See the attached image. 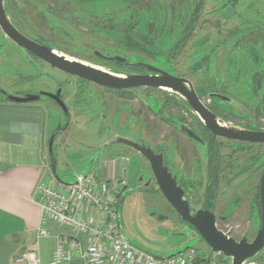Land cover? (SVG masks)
<instances>
[{
  "label": "flooded vegetation",
  "instance_id": "1",
  "mask_svg": "<svg viewBox=\"0 0 264 264\" xmlns=\"http://www.w3.org/2000/svg\"><path fill=\"white\" fill-rule=\"evenodd\" d=\"M39 1L40 0H34L33 5L37 8V10L42 11L44 7L41 5V2L39 3ZM152 1L153 0H52V4L69 6V11L67 14H72L74 16L76 15L77 22L84 25L85 28L106 31L112 35L115 30L122 32L124 38L123 41H121L120 49L117 46V48L114 50L107 48L108 51H103L104 53L98 51L93 52L95 58H97V60L101 61L103 64L108 65L113 63L116 68L127 69V71L119 73L118 71L120 69L114 68L117 72L113 73L125 76L159 75V73L151 72L148 69L149 66H153L162 72L168 73L169 75L180 79L182 91L191 92L193 90L202 105L209 112L214 114L223 125L246 131L264 132V127H261L260 124V118L264 116V110H261L260 108L262 100L260 98L261 95H259L262 89L264 71H255L251 76V92L256 102L253 108L254 119L252 120L251 126H242L235 124L232 121H228V119H226L220 112L222 109H225L222 111L229 113L233 112L231 111V107L229 105H231V102L234 100L226 96L224 89L228 88L226 84V87L223 88L221 85L216 86V90L210 91L208 93L209 98L204 100L202 98L204 91L198 90L195 86V83L190 80V74H192L193 70L195 71L196 69L197 71L198 69L194 68L193 70H190V72L180 73L175 67V59H179L185 55L186 47L191 40L192 35L198 28L203 29L204 25L206 24L209 29L217 30L220 34L219 36H222L221 32L224 30L230 31L228 26L229 21L232 19L241 18L242 14L240 11L241 5L243 4L242 0H160V3H162V6H164L165 10L162 12L161 23L157 24L153 17L149 16L144 19L139 18L141 14H147V12L149 13V11H147V6H145V8L141 7L142 11L137 12L138 17L135 21V6H140L144 2L150 4ZM14 3L16 4L18 2L15 0H4L5 12L16 29H18L27 38L36 42L37 44L52 48L58 53L68 57L64 49H60V47L65 46L67 42L70 43L68 39L69 34L66 33L67 27L62 26L58 22L59 20L57 17L55 18L54 16H51L49 17V20L47 19L50 24L49 29L52 31V35L56 34L59 37L61 36V40L58 43L48 38L44 32L32 34L28 32L30 28V19L24 14L20 13L17 10V7L14 8ZM15 11L17 12V15H14ZM43 13H45L47 16H50V12L48 13L44 10ZM124 14L127 17L123 16V23H119L118 17ZM204 15H207V17H205L203 22H200ZM88 20H92L94 23H87L86 21ZM141 28L144 30L143 32H140ZM51 31H49L50 34ZM158 31L160 32V35L161 32H163V37H161L163 46H167L169 41L173 39L172 37H175V41L171 44L172 49L171 53H169L170 57L168 59L165 58L166 56L163 54V52L157 54L154 50H151L152 44L157 38L160 37V35H156V32ZM231 31H233V36L240 37V33L237 32L240 31V25H235ZM250 31H255L259 34L263 33L264 23L262 22L255 26H251ZM235 32L239 33V35ZM0 34H2L4 38L2 39V42L0 40V48H2L0 49V54H3L2 51L6 50L5 48H8V46H13L14 48H12V50L14 49V51H16L14 54L24 58L25 60H30L33 64H37L41 70L39 74L46 75L49 78L50 82L43 84L45 89H40L31 95L40 96L39 94L43 92L57 96L59 101H61L68 110V120L64 115L68 125L72 119L69 110L72 106V89L83 90L86 89L88 85H93L105 90L106 92H114L125 101H135L137 99L135 96L136 91H142L143 94L147 96H149L152 92L157 91L165 93L166 97H168L166 98V103L160 104L157 109L153 108L151 105L145 106L144 103H141L142 110L147 113V116H144L142 120L134 119V112L131 113V116H128L127 120H130L131 124L135 120L138 122L136 123L137 131L134 129L133 124V127L131 126L129 133L118 134L114 131L111 125L105 124L103 127L104 132L109 130V139L104 143V145H101L95 149L96 158L93 163L97 162V165H100L102 161L101 159L109 153H112L113 155L117 154V156L120 158H125L128 161L125 169V179L121 181H114L118 187L120 198L128 189L129 182L127 178L129 176L132 180H134L135 176L137 178L140 177V173L142 171L147 173L149 178L145 184V187L153 191L152 193L154 195L159 196V203L165 219H170L172 221L174 220L180 225H186L189 230L196 235L197 239H201L198 231L193 226L185 223L182 220V217L178 211L171 205L167 197L160 191L153 174L152 166L147 158L134 149L122 144L112 145L104 149L107 144L115 142L118 139H128L139 146L148 147L152 149L156 155L162 156L163 167L167 169L168 173H170L173 178H175L176 186L183 192L182 200L189 202L191 214L193 216L200 211L210 212L214 216L217 230L223 235L227 236L228 239H233L238 243L242 240H246L248 243H253L255 241L262 227L261 187L264 175V161H261L263 156L259 154V152L254 154L253 152L264 146V143L242 142L224 136L215 135L208 128L206 122L200 117V115L190 106L188 99L180 92L174 93L172 91L170 92L167 90L148 87H139L127 90L109 89L84 80L78 76L56 69L30 52L28 49L18 45L16 42L10 39L4 33L1 26ZM229 35L230 33L228 36ZM104 38H107V33L106 36L104 35ZM211 41H214V38L212 36L207 37L204 41V45H213L214 47L215 41L210 44ZM225 42L226 40H223L221 45L225 44ZM216 54L217 52H215L213 55L209 54L205 56L207 59H205V61L208 62V66L215 65ZM252 54L254 55V61L256 64H261L262 68V63H260L261 60L257 52L252 51ZM151 57L154 58V61L150 60ZM156 60L160 61L157 63L155 62ZM226 62L231 64L229 59ZM44 66H47L52 70V72L55 73H51L45 69L43 70ZM236 71L238 76L242 74L240 70H235L233 72L236 73ZM60 74L62 76H60ZM183 80L185 82H183ZM7 95L8 93L0 89V98H2L0 101L7 102ZM173 97L176 99V101L173 99ZM43 102L52 103L62 111L57 101L54 99L45 98L43 96H41L38 101L30 104L39 105L42 107V104H45ZM236 103H239L246 110H251V107L247 104L245 105L241 102H237V100ZM215 108H219L220 111L215 110ZM127 112L130 111L127 110ZM150 113H153L157 120L165 123L168 127L170 126L172 131L175 132V135L172 134L168 137L171 138L173 144H176V149L180 150V145L183 142L182 145L184 147L182 146V154L179 152L178 156L176 155V157L168 151L166 146H161L159 148L151 146L149 142ZM113 117L114 116H112V118ZM117 118L119 125H121L119 121L120 116H117ZM101 120H105L106 123V121H108V117L104 114H101ZM121 126H123V124ZM67 128L68 126L66 129ZM111 133H115L113 137L111 136ZM101 134L103 135L102 132ZM126 153L129 154L130 158L125 155ZM258 167H262L263 170L256 187V194L252 199L253 206H255L254 212L257 214L258 228L256 230L257 235L255 238L249 241L246 238L235 237L234 230L232 228L226 229V227L228 223L233 222L239 216V212L241 210L239 201L241 196H236L235 194L236 190H240L241 186H243V181H245V178L242 179L243 176L248 171H250V169H256ZM226 191H230L232 195H235V198H232L227 204H225L222 200V198L225 197Z\"/></svg>",
  "mask_w": 264,
  "mask_h": 264
},
{
  "label": "rangeland",
  "instance_id": "2",
  "mask_svg": "<svg viewBox=\"0 0 264 264\" xmlns=\"http://www.w3.org/2000/svg\"><path fill=\"white\" fill-rule=\"evenodd\" d=\"M15 1L18 3H14V8L17 7L20 13L30 19L28 32L32 34L44 32L48 38L58 43L61 40V36L59 37L56 34L52 35V31L49 29V21H47L51 16L57 17L58 22L62 26L67 27L66 33L69 34L68 39L71 44L67 42L65 46L60 47V49H64L68 57L83 61L84 63L102 68L106 71L117 72L114 69L116 67L113 63L108 65L103 64L95 58L93 52L98 51L104 53L108 51L107 48L114 50L117 46L120 49L121 41L124 38L121 31L118 32V30H115L112 35L106 31L85 28L84 25L77 22L76 15L67 14L69 6L53 5L52 0L39 1L44 7L42 11L37 10L33 5L34 0ZM160 2V0H153L150 4L148 3L149 6L146 2L140 6H135V21L138 17L137 12L142 11L141 7L145 8L147 6L149 13L141 14L139 18L144 19L149 16L153 17L157 24L161 23L162 12L165 10ZM242 2L240 11L242 14L241 18L229 21L228 26L230 31L224 30L221 32L222 36H219L220 34L217 30L209 29L206 24L203 29L198 28L186 47L185 55L179 59H175V67L180 73L190 72L194 68L198 69L197 71L196 69L195 71L193 70L192 74H190V80L195 83L198 90L204 91V94H202L204 100L209 98L208 93L210 91L216 90V86L221 85L223 88L226 87V84L228 86V88H224L226 96L234 100L229 105L233 112L222 111L225 109L220 111L219 108H215V110H219L228 121L242 126H251L252 120L254 119L253 108L256 104L251 92V76L255 71H264V32L259 34L255 31H250V29L251 26L262 22L264 23V0H242ZM44 10L48 13L50 12V16L43 13ZM14 13V15H17L16 11ZM123 16L127 17L125 14L120 15L118 17L119 23H123ZM205 17L207 15H204L200 22H203ZM86 22L90 24L94 23L92 20ZM235 25H240V31L237 32L240 33L241 38L233 36L234 34L231 30ZM49 31H51V34ZM143 31L141 28L140 32ZM106 33L107 38H104ZM229 33L230 35L228 36ZM239 33L237 34L239 35ZM156 35H160V32H156ZM211 36L215 42L211 41L210 44L214 42V47L213 45H204L205 39ZM161 37H163V32H161L160 37L152 44L151 50H154L157 54L163 52L166 56L165 58L168 59L172 49L171 44L175 41V37H172L173 39L169 41L167 46L162 45ZM2 39L4 38L0 34L1 42ZM223 40H226V42L221 45ZM12 48L14 47L8 46V48H5L6 50L2 51L3 54H0V89L8 93V95L17 97H24L40 89H45L43 84L50 82L49 78L46 75L39 74L41 70L37 64H33L30 60H25L14 54L16 51L14 49L12 50ZM252 51L257 52L261 60L260 63H262V68L261 64H256L254 61L255 58ZM215 52H217L215 65L208 66V62L205 61V56L209 54L213 55ZM228 59L231 61V64L226 62ZM150 60L154 61V58L151 57ZM159 61L156 60L155 62L158 63ZM44 69L55 73L47 66H44ZM116 69H120L118 71L119 73L127 71L125 68ZM235 70H240L242 74L238 76L237 71V74L233 72ZM60 76L62 75L60 74ZM71 92H73L71 94L72 106L69 110L72 119L67 129H61V134L56 139L53 147L57 159V176L60 181L68 184L75 182L81 175L99 173L100 166L97 165V162H93L96 158L95 149L104 145L109 139V130L104 132L103 127L105 124L111 125L118 134L129 133L133 124L134 129L137 131L136 123L138 122L136 120H142L144 116H147V113L141 108V103H144L145 106L151 105L157 109L160 104L166 103V98H168L165 93L158 91L152 92L149 96L143 94L142 91H136L135 96L137 99L135 101H125L116 93L106 92L93 85H88L83 90L72 89ZM259 95H261L260 98L262 100L260 108L264 110V78L262 79V89ZM173 99L176 101L174 97ZM236 100L237 102L249 105L251 110H246L239 103H236ZM43 103L45 104H42V107L51 126L46 146L47 162L50 168L49 141L59 127L64 128L66 126L67 121L65 120L63 112L58 107L52 103ZM127 110L130 112H127ZM132 112H134V119L136 120L131 124L130 120L127 119L128 116H131ZM101 114L108 117L106 123L105 120H101ZM112 116L114 117L112 118ZM117 116H120L119 121L123 126L119 125ZM149 117V142L151 146L156 148L166 146L171 154L175 156H178L179 152L182 154L183 142L180 145V150H178L175 148L176 144H173L171 138L168 137L172 134L175 135L172 128L157 120L153 113H150ZM260 124L261 127H264V116L260 118ZM111 134L113 137L115 133ZM257 152L263 156L261 161H264V146L254 151L253 154ZM125 155L129 157L128 153ZM112 157L119 156L114 154ZM262 170V167L250 169L242 178H245L243 186H241L240 190H236L235 195L241 196L239 201L241 210L236 220L227 224L226 229L232 228L237 238H246L251 241L257 235L258 219L257 214L254 212L255 206H253L252 199L256 194V187ZM50 173H52L51 170ZM148 178V174L144 171L140 173L139 178L135 176L134 180L129 176L127 178L129 182L128 189L122 195L121 199H119V212L123 232L130 244L156 257L173 255L178 251L193 247L198 250L201 258H205L206 260L210 258L214 262L212 264H231L230 258L224 255L213 254L209 246L201 239H197L196 235L186 225H180L174 220L165 219L159 203V196L154 195L152 193L153 191L145 187ZM116 191L117 193L119 192L118 189ZM235 195H232L230 191H226L225 197L222 200L227 204L232 198H235ZM249 263L264 264V250L246 264Z\"/></svg>",
  "mask_w": 264,
  "mask_h": 264
},
{
  "label": "crops",
  "instance_id": "3",
  "mask_svg": "<svg viewBox=\"0 0 264 264\" xmlns=\"http://www.w3.org/2000/svg\"><path fill=\"white\" fill-rule=\"evenodd\" d=\"M50 128L39 105L0 101V264H26L20 257L36 245L41 218L36 187L53 184L46 156ZM112 155L104 156L99 173H93L101 181L125 179L128 161ZM49 228L52 237L39 241L42 264H51L58 236H72L54 224Z\"/></svg>",
  "mask_w": 264,
  "mask_h": 264
},
{
  "label": "water",
  "instance_id": "4",
  "mask_svg": "<svg viewBox=\"0 0 264 264\" xmlns=\"http://www.w3.org/2000/svg\"><path fill=\"white\" fill-rule=\"evenodd\" d=\"M0 26L4 33L18 45L28 49L30 52L62 72L78 76L94 84L114 90L148 87L167 90L170 92L172 91L174 93L180 92L188 99L190 106L200 115V117L206 122L208 128L215 135L224 136L242 142L264 143V132L246 131L223 125L214 114L209 112L202 105L193 90L191 92L182 91L180 79H177L168 73L162 72L153 66H149L148 69L151 72L159 73V75H117L99 67L66 57L52 48L37 44L36 42L27 38L12 24L7 13L5 12L4 0H0ZM183 82L185 81L183 80ZM39 95L40 96L26 95L24 97L7 95L6 101L13 104H30L38 101L41 96L48 99H54L58 102L68 120V110L66 106L61 101H59L57 96L43 92ZM67 126L68 123L64 128L59 127L57 129V131L52 135L48 146L50 168L52 174L58 180L59 178L56 173L57 159L53 147L58 135L61 132V129H66ZM117 144L130 147L149 160L160 191L167 197L171 205L178 211L182 217V220L185 223L193 226L198 231L201 239L212 249V253H218L230 258L231 264H245L264 250V175L261 187V230L253 243H248L246 240H242L238 243L233 239H228L227 236L223 235L217 230L215 226V219L212 213L200 211L194 216L191 214L190 204L188 201L182 200L183 192L176 186L175 178H173V176L168 173L167 169L163 167L162 156H158L152 149L145 146H139L128 139H118L115 142L107 144L104 149ZM208 260H210V258Z\"/></svg>",
  "mask_w": 264,
  "mask_h": 264
},
{
  "label": "built area",
  "instance_id": "5",
  "mask_svg": "<svg viewBox=\"0 0 264 264\" xmlns=\"http://www.w3.org/2000/svg\"><path fill=\"white\" fill-rule=\"evenodd\" d=\"M52 181L53 184L40 182L36 187L41 209L36 245L23 253L19 261L42 264L39 241L52 237L49 225L54 224L72 236L57 237L51 264L74 261L78 264L214 263L201 258L193 247L164 257L133 247L123 232L115 182L101 181L93 173L81 175L70 184L57 181L53 175Z\"/></svg>",
  "mask_w": 264,
  "mask_h": 264
},
{
  "label": "trees",
  "instance_id": "6",
  "mask_svg": "<svg viewBox=\"0 0 264 264\" xmlns=\"http://www.w3.org/2000/svg\"><path fill=\"white\" fill-rule=\"evenodd\" d=\"M119 198H120V196H119ZM121 199V198H120ZM202 260H204V259H202Z\"/></svg>",
  "mask_w": 264,
  "mask_h": 264
}]
</instances>
